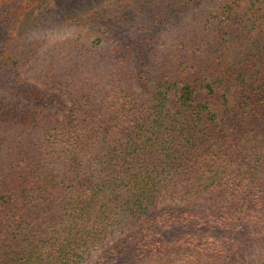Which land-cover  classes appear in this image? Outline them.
<instances>
[{
	"label": "trees",
	"instance_id": "obj_1",
	"mask_svg": "<svg viewBox=\"0 0 264 264\" xmlns=\"http://www.w3.org/2000/svg\"><path fill=\"white\" fill-rule=\"evenodd\" d=\"M19 12L0 264H264V0H0Z\"/></svg>",
	"mask_w": 264,
	"mask_h": 264
},
{
	"label": "rangeland",
	"instance_id": "obj_2",
	"mask_svg": "<svg viewBox=\"0 0 264 264\" xmlns=\"http://www.w3.org/2000/svg\"><path fill=\"white\" fill-rule=\"evenodd\" d=\"M5 4H13V3H5ZM24 18L23 13L19 12L18 15L12 17L9 19V21H4L2 20V18H0V37H2L1 39H5L7 38V36L9 37L12 32L16 29V27L19 25L20 21ZM14 29V30H13ZM35 35H37L38 31L37 29L34 31ZM73 32L72 30H68V31H63L60 35H58V37L56 39L59 38H66L70 35H72ZM46 35V34H44ZM97 37L100 38H105L106 37V32L105 31H99V29L97 28L95 31V34L91 35V40H93V43H97L99 42V40H96ZM172 97V96H171ZM198 99H203L202 96L198 97ZM261 249L259 247H255V248H250L247 250H243V251H239L236 253V257H237V262L239 264H249L251 262V260L257 255V253L260 251Z\"/></svg>",
	"mask_w": 264,
	"mask_h": 264
}]
</instances>
